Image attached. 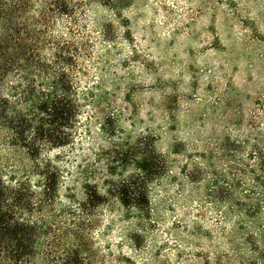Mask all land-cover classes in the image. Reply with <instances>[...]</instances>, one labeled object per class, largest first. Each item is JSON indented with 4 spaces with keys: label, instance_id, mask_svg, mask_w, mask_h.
<instances>
[{
    "label": "rangeland",
    "instance_id": "374dc122",
    "mask_svg": "<svg viewBox=\"0 0 264 264\" xmlns=\"http://www.w3.org/2000/svg\"><path fill=\"white\" fill-rule=\"evenodd\" d=\"M33 2L51 6L47 37L79 55L75 141L46 152L54 229L86 185L132 171L110 169L113 143L154 139L163 162L149 215L115 198L83 215L84 264H264V0ZM26 162L0 137V169L22 177Z\"/></svg>",
    "mask_w": 264,
    "mask_h": 264
},
{
    "label": "trees",
    "instance_id": "16d2710c",
    "mask_svg": "<svg viewBox=\"0 0 264 264\" xmlns=\"http://www.w3.org/2000/svg\"><path fill=\"white\" fill-rule=\"evenodd\" d=\"M48 8L38 15L32 14L33 0H0V137L27 160L22 177L0 169V264H54L57 244L60 264H84L88 240L83 215L110 198L139 217L149 215V188L162 173L154 139L118 140L109 167L132 171L107 181L102 191L86 185L68 226L56 230L47 220L46 213L57 209L60 174L46 152L74 143L81 112L79 55L47 37Z\"/></svg>",
    "mask_w": 264,
    "mask_h": 264
}]
</instances>
